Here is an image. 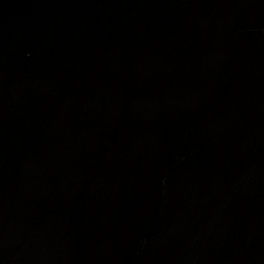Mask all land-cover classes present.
I'll list each match as a JSON object with an SVG mask.
<instances>
[{
	"label": "water",
	"instance_id": "95a60500",
	"mask_svg": "<svg viewBox=\"0 0 264 264\" xmlns=\"http://www.w3.org/2000/svg\"><path fill=\"white\" fill-rule=\"evenodd\" d=\"M0 264H264V0H0Z\"/></svg>",
	"mask_w": 264,
	"mask_h": 264
}]
</instances>
